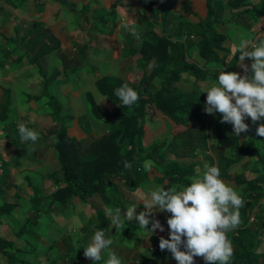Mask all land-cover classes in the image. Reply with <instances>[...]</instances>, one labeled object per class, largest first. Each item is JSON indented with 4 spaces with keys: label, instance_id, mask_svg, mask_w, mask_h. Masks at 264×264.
<instances>
[{
    "label": "crops",
    "instance_id": "0c3cea01",
    "mask_svg": "<svg viewBox=\"0 0 264 264\" xmlns=\"http://www.w3.org/2000/svg\"><path fill=\"white\" fill-rule=\"evenodd\" d=\"M1 1L4 3H0V23L5 21L6 25L9 26V29H7L6 32H2L0 29V111L3 105L7 107L5 109L4 119L0 118V120L4 121L7 125L11 121V118L28 122L32 120L40 121L43 117L50 115L54 116L56 120L58 117H61L63 120L61 114L63 112L64 104L67 103L71 109L70 113L72 114L67 115V118L76 120V122L78 120V126L81 120H85L86 118L89 120L90 131L82 128L84 133H86L85 137L92 132L96 135L101 133L91 127V118L93 119L94 117L91 115L87 94L95 89L94 81L98 76L116 75L110 74V72L109 74H103V71H101L102 69L100 70L99 66H101L100 64L106 65V63L110 61L109 56L113 59L120 60L126 56L125 58H131V60L126 61L127 67L125 69L128 70L132 63H134L133 71L139 72L140 70L137 68L138 57L136 54L128 53L127 45L130 43L129 37L133 36L135 39V46L139 47L140 42L143 41L147 35L145 33H143L144 35H140L139 32V34L137 32V34L126 32L120 35L118 30L121 28L122 22L125 21V17L123 15L121 16V20L118 19V6L121 7V5H108L105 0ZM178 1L179 7L181 8L179 12L185 14V20H179L178 16H176L177 12L172 11L174 15V35L170 37L172 41H174L176 37L180 36L175 34V26L178 28L180 25L179 29H183L180 34L185 32L184 29L186 30V28L189 30V26H192L193 29L199 23L200 19L205 16L207 3L212 9L213 17H215L218 21V31L227 35L223 43L226 51L228 50V43L230 45L237 44V47H239L241 42L245 41L243 35H251V41L255 42L264 40V0H243L236 8L228 6V0H185V7L183 5L181 6L182 0H176L173 9ZM159 2L160 0H136L134 8L138 10L127 13V20H131L133 17L136 24H138V22H142L147 26H150V28L145 31L147 34L151 35L152 28L159 34L160 29L158 28V25L160 23V19L150 10V7L159 5ZM86 4H89L90 6L86 11L87 13L79 15L80 9ZM100 4L104 5L101 9H99ZM112 9L114 11V15L110 14L108 15L106 21L100 22V18H103L102 15H104L106 11L109 12ZM242 10H244V12H241ZM65 13L70 14V16L66 18ZM23 19L30 24L28 27H21L18 25V22ZM47 20H51L52 23L48 24ZM112 20L116 22V25L112 32L106 33L111 28ZM65 25H67V27L63 29ZM77 25H81L82 28L77 27ZM191 33H194V30H191ZM64 35H71V37L66 39ZM82 35H89V37H86L88 41L82 42ZM186 35L187 34L182 35L181 39H186ZM95 41L97 43H95ZM70 44L74 46L80 45L79 48L75 50V56L71 59V62L69 57H64V59L68 60H64L63 67L64 69L76 74L74 81L71 83L64 81L60 85L58 83L57 92L49 94L46 90L47 79L43 78V76L48 75L51 72L59 73L61 71V60L64 56L63 53L65 50L69 52L74 49L71 48ZM46 46L53 48L50 51L41 54L43 50L45 51ZM249 50H251V44L249 45ZM101 56L106 59L101 58ZM189 61H192V59ZM249 61L251 60L245 61L248 66ZM108 65L110 66L109 63ZM238 68L242 69L239 65V61L236 66V69ZM185 74L186 73L181 74V79L177 86L180 87L183 92H188L180 85ZM59 96L62 98H59ZM52 99H55L56 103L60 106L61 110L59 112V116L56 115V107L53 105V102H51ZM102 99L103 98H100L97 101ZM7 113H12V115L8 116ZM29 114H32L33 117H28ZM95 120L102 123L103 127L100 128L101 131H107V126H109L107 122L105 123L97 119ZM33 123H36L37 125L38 122H28L29 125ZM66 127L67 130L70 129L68 126ZM8 136L10 138L17 136V138L15 140L11 139V142H9V139H7ZM19 136L18 129H14L12 127L7 129L3 127V129H0V204L7 201H13L15 194L19 193L20 197L16 200L17 206L13 211L22 207L23 203L29 202L28 205L30 209H32V211L36 209L38 210V213L39 210H43L42 206L46 205L45 200L47 199V196H44L43 203L41 202L38 208H36L31 202L33 195H24L22 194V190L24 187L31 190V185H35L43 190L47 189L38 184L39 180L45 178L47 173L40 170H35L36 172H34V170H32L34 168H31L38 167L42 161L40 158L42 155L40 154V150H37L36 143L42 141L43 139H38L34 144L30 141L26 144V142L18 139ZM43 138L46 139L47 137L44 135ZM81 139L83 140L84 138ZM219 141H221V139H216L215 145L220 146L222 143ZM227 148L230 149L232 146L228 145ZM52 150L53 149L51 148V151ZM222 153L225 154L224 152ZM235 155L229 157L234 158ZM51 156H53V154H51L50 157ZM170 158L171 161H177L179 164L185 166V163L180 161V159H185L184 156L172 155ZM256 158V156H247L245 159L234 161V164H239L236 175L241 174L243 179L246 180L245 182L237 183L233 179H223L225 182H228L229 185L232 186L241 196L252 193L251 200L257 195L259 196L253 205L254 207L250 220L253 219L257 211H261V208L264 213V186H262L263 189H261L260 185L262 184H259L257 181L263 172V168L255 165ZM51 162L56 163V159H51ZM30 174H32V177ZM230 174L231 176H235V174L232 175L231 170ZM154 176L157 175L155 174ZM156 178L152 175L148 181L144 182L137 188L133 190L129 189L128 191H136L140 189V187L145 186L144 184L147 182L153 189L161 188V185L158 184ZM193 178L194 177L190 178L191 181ZM116 184L118 185L119 191H117L118 189H114ZM121 188H127L122 181H115L108 184L106 194L109 200L107 201L102 200L101 197L96 194L88 197L84 202L72 200L70 204H72L71 208L75 212L72 213L68 210V208H65V216L67 219L71 221L74 217L73 214L78 213L81 207V210H84L83 222L77 224L79 225L76 230L77 235L75 237L77 245H74V242L71 239L72 233L67 232L65 236L60 235L57 237L56 242L48 243V253L49 251H52L51 249L53 247H56L59 253L61 251H67V254H71V251L74 250L76 252V256L73 255L74 257L65 258L70 264H106L109 251L114 252L121 259L122 264H141L140 261L143 255L150 256L147 261H144L145 264H155V259L159 255H165V257L161 256L159 258L160 264L162 261L163 264H171L174 260L171 253H162L159 249L155 252L149 251L147 253H143L142 243H140V236L138 234L141 231L150 232V234L152 233L150 229L141 228L138 221L135 223V217H133L131 222L126 221L123 223L121 228L118 230L114 226L112 227L110 217L105 214L106 208L114 209L116 207H120L125 215V209L130 206H136L137 215H139V213L143 210L146 211L140 197H138V200L134 203L131 200L127 201L128 198H126L125 195L124 197L121 195ZM145 198H149L148 195ZM129 202L133 204L130 205ZM46 206L49 207V202ZM52 207L56 210L54 205ZM56 214H58V212ZM56 214H53L55 217L53 220H57L61 226H70L67 225L68 220L64 219L62 215ZM167 214V217H169L170 213ZM59 217L63 220V222H60L61 219ZM33 222H35V220ZM4 223L5 225L0 221L1 226H6V222ZM165 224L166 223H162L163 227H165ZM99 228L105 230L106 236L110 237L113 243L108 249L101 252L100 261H93L92 259L84 256V248L89 246L95 231ZM148 228H151V222L148 225ZM158 230L159 229L156 231ZM29 232L32 231L28 230L26 234ZM131 239L136 240L131 241ZM38 240L42 242V245L38 242L37 246H45V240H43V238L38 236ZM246 245L249 246V242H246ZM153 248L156 249L157 247H151L150 250H153ZM257 251L264 252V236ZM51 254L52 253L48 255L51 256ZM66 255L62 254L60 257ZM261 259L264 264V257H261ZM200 261L202 262L201 264H206L204 259H201ZM175 263L178 264L177 261H175Z\"/></svg>",
    "mask_w": 264,
    "mask_h": 264
},
{
    "label": "trees",
    "instance_id": "16d2710c",
    "mask_svg": "<svg viewBox=\"0 0 264 264\" xmlns=\"http://www.w3.org/2000/svg\"><path fill=\"white\" fill-rule=\"evenodd\" d=\"M241 1L243 0H228L227 4L231 8H236ZM175 2L176 0H160L159 5L150 7L151 12L160 19L159 34L152 28L151 35L145 36L139 47L135 46L134 37H129L127 50L129 54H136L138 57L139 79L130 77L125 81L120 77L104 75L96 81L104 98L95 102L87 95L91 115L109 124V130L104 135L95 139L82 151L80 148L82 139L69 137L67 127L61 117H58V126L54 131L57 141L53 147L57 154L59 171L45 175V178L52 179L55 186L48 193L45 192L46 189L31 185L33 190L31 202L36 208L44 196L49 198V205L68 204L72 200L84 202L95 194L107 201L108 184L122 181L128 189L133 190L148 181L152 175L154 178L157 177L158 184L164 189L172 188L174 185L188 186L191 183L190 178L196 171L195 161L183 166L177 161H171L170 157L172 155L194 157L195 154L204 153L210 147L208 143L210 137L229 141L236 154L232 158L222 152L216 153V166L220 169L222 179H233L237 183L245 182L241 174L231 176V167L234 161L256 156L255 165L263 168L257 180L263 189L264 137L258 136L256 129L264 123V118L256 121L248 137L240 141L239 137L235 136L231 123L220 122L222 114L219 112L208 120V114L204 111L206 100L202 96L177 89L182 73H188L198 80H209L210 85L218 83V75L222 70L228 72L235 70L239 52L236 51L229 61L225 60V56L219 55L218 50L226 51L223 43L227 35L218 31V21L213 17L208 3L205 16L193 28L194 33L186 28L185 32L178 34L180 36L172 41L170 37L174 35L172 11ZM182 5H185V0L181 1ZM89 7V4L82 6L79 15L86 14ZM110 14L114 15L113 9L106 11L102 15L104 19L100 18V22L106 21ZM113 20L110 30L106 33L114 29L116 22ZM165 26L170 29L169 33ZM185 34L186 38L190 39L198 36L199 55L204 59L202 65L188 61V44L185 39H181ZM52 48L46 46L41 54ZM209 62L223 67L221 69L217 66L207 67ZM251 63L252 61H249V69ZM125 83L139 94V100L131 107L122 106L115 95V90ZM51 102L56 107V115L59 116L60 106L55 99ZM6 108L4 105L1 108V119H4ZM250 120L251 118H246L245 123L248 124ZM81 121L79 126L90 131L89 120L86 118ZM161 128L166 130L167 135L159 140L156 131ZM146 160L153 162L151 171H145L143 167ZM125 161L129 162L131 167L125 168ZM155 170L157 176H154ZM114 189L119 191L117 184ZM251 194L241 196L244 200L239 210L241 223L227 233L234 250L229 264H263L261 257H264V252H258L257 249L264 236V213L261 208V211H257L250 220L253 205L259 198L257 195L251 200ZM19 197L17 193L13 201L0 204L1 222L12 213ZM20 230L25 234L28 232L25 224ZM246 242H249V246ZM30 250L32 248L24 249L16 245L13 238L0 236V264H34L25 259L24 252ZM161 256L156 257L155 264H158ZM148 257L150 256L143 255L140 263L145 264L144 261H147Z\"/></svg>",
    "mask_w": 264,
    "mask_h": 264
},
{
    "label": "clouds",
    "instance_id": "9594fccd",
    "mask_svg": "<svg viewBox=\"0 0 264 264\" xmlns=\"http://www.w3.org/2000/svg\"><path fill=\"white\" fill-rule=\"evenodd\" d=\"M251 44V50L249 45ZM239 65L243 75L237 72L222 70L218 83L207 91L204 111L207 114H222L221 123H231L236 137L248 130L246 118L261 121L264 118V40L242 41L239 48ZM251 60L249 66L245 63ZM121 105L131 107L139 100V94L127 83L115 90ZM22 141L38 140L39 133L24 124L19 125ZM256 134L264 137V123H261ZM153 162L144 161L145 171H151ZM125 168L131 164L125 161ZM199 173L200 170L197 169ZM149 199L144 202L146 211L136 214V206L127 207L126 215L120 207L106 208L105 214L110 217L111 225L117 230L133 217L141 228L164 231L163 225L153 216V211L170 213L167 219L169 238H160L159 248L168 250L178 264H194V257H203L206 264H229L233 255V246L227 233L240 225V208L244 204L241 195L221 178L220 169L204 165L199 178L192 179L190 185L150 190ZM151 219V228H148ZM113 243L106 236L104 229H97L91 243L84 248V256L93 261L101 260V252ZM183 248V250H181ZM106 264H122L114 253L108 252Z\"/></svg>",
    "mask_w": 264,
    "mask_h": 264
},
{
    "label": "rangeland",
    "instance_id": "374dc122",
    "mask_svg": "<svg viewBox=\"0 0 264 264\" xmlns=\"http://www.w3.org/2000/svg\"><path fill=\"white\" fill-rule=\"evenodd\" d=\"M132 1H133V3H132ZM105 2H107L108 5H115V4L117 6L121 5V7L118 6V12H119L118 19L121 20V16L123 15L125 17V21L122 22V26L118 30V33L120 35L122 33H126V32H131V33H135V34H137L139 32L140 35L143 33H145L146 35H149L145 32V31H147V29L150 28L149 25L147 26L145 23H142V22H138V24H136L134 22L133 17L131 18V20L130 19L127 20V13H131L132 11L138 10V9L134 8V3L136 2V0H105ZM0 3H4V2H2L0 0ZM123 3H125V4H123ZM103 6H104L103 4H100L99 9H101ZM180 9L181 8L179 7V1H178V3H176V5H175V8L173 9V12L174 11L177 12L176 16H178L179 20H185V14L180 13L179 12ZM65 16H66V18H68L70 16V14L65 13ZM47 23L51 24L52 21L47 20ZM18 25L21 27H28L30 24H28L27 21L25 19H23L22 21L18 22ZM66 27H67V25H65V27L63 29H65ZM74 27H76V26H74ZM77 27L82 28L81 25H77ZM179 28H180V25L178 26V28H177V26H175V29H176L175 34H180L181 30H183V29L180 30ZM0 29L2 32L3 31L6 32L7 29H9V26L6 25L5 21H3V23H0ZM189 30H193L192 26H189ZM155 33H156V31H155ZM64 36L66 39L71 37V35H64ZM87 36L89 37V35H87ZM87 36L82 35V38H81V39H83L82 42L88 41V39L86 38ZM105 36H107V35H105ZM250 36L251 35H243L246 42L248 41V38H250ZM0 41H1V39H0ZM185 41H186V44H188V46H187L188 61L192 59V61L194 63H196V64L200 63L199 65H202L204 63V59L199 55V45L197 43L198 36L195 35L192 39L186 38ZM95 43H97V42L95 41ZM104 43H105V41H104ZM70 46H71V48H74V49L70 50L69 52H67L65 50V52L63 53L64 56H63V59L61 60V63H62L61 71L59 73H57V72L52 73L51 72L50 74L43 76V78L47 79L46 90L49 94L57 92L58 83L60 85L64 81H67L68 83L69 82L71 83L72 81H74V77L76 76V74L71 72V71L64 69V67H63L64 60L65 61L68 60V59H64V57H69V60L71 62V59H73L75 56V50L78 49L80 45L74 46V45L70 44ZM227 46H228L227 51L224 52L223 50H218V53L221 57L225 56L226 61H229V59H231L234 56V54L236 53V51L239 47H237L238 46L237 44L230 45L229 43L227 44ZM3 47H5V46H3ZM10 47H11V45H10ZM125 57L126 56H124L120 60V59H113L109 56L110 61H108L106 63V65L100 64L101 66H99V65L98 66L100 67V70L102 69L101 71H103V74L104 73L109 74V72H110V74L119 76V77L123 78L124 80H128L130 77L131 78L134 77V79H139L140 71L139 72L133 71L134 63H132V65L130 66V68H128V70L125 69L127 67L126 61L131 60V58H125ZM101 58L106 59L103 56H101ZM108 63L110 64V66L108 65ZM214 66L219 67L218 69H221L223 67L221 65H219V66L213 65L212 62H209L207 64V67H214ZM234 72L240 73L241 75L244 74L243 69H239V68L238 69L235 68ZM100 77H102V75L98 76L94 81L95 89L91 91L93 93L88 91L89 93L87 94L95 102H97V100H99L100 98H104V95L101 94V92L99 91V88L97 87V83H96L97 79ZM208 81L209 80L202 81V80L195 79L194 76L186 73L184 76V79H182V82L180 83V85L183 89H185V91H188L190 93H196L199 96H202L204 100H206V97H207L206 91L212 85L216 84V83H214V84L210 85ZM67 82H66V84H67ZM89 82H90V80H89ZM177 89L182 91L181 88L178 86H177ZM63 91H61V92H63ZM60 97L61 96H59V98ZM89 108H90V103H89ZM70 110L71 109L69 108L67 103L64 104L63 112L61 115H62L65 127L68 126L70 128L67 130V135L71 138L74 137V138L80 139V140H81V138H84L82 140V144L80 147L81 150L84 151L87 147H89L91 145V143L95 139L104 135V132H106V131L100 130V128L103 127L102 123L97 122L94 118L93 119L91 118L92 129L97 130L101 133L96 135L94 132H92L91 134H89L88 136L85 137L86 133H84V130L78 126V124H77L78 120L76 122V120H71V119L67 118V115H72L70 113ZM217 113L218 112H216L215 114H208V120H211ZM7 115L10 116V115H12V113H7ZM28 117L32 118L33 115L29 114ZM10 120L11 121L8 123V125L4 121L0 120V129H3V127L6 129L11 128V127L14 129H18L17 127H19L20 124H24L28 128L34 129L35 131H37L39 133L38 139H40V138L43 139L42 141H39L36 143L37 144L36 145L37 150H40V154L42 155L40 157L42 159V161L40 162L38 167H36V168L31 167V168H34L32 170H34V172H36L35 170H40V171L45 172V173H50L52 171H59V162L57 159L56 151L53 147L54 143L57 141V138L55 137L54 132H52V131H55L57 126H58V121L56 120V118L54 116L49 115V116L43 117L42 120H40V121H34L32 119H31L32 121H28V122H38L37 125H36V123L29 125L27 121L23 122V121L15 119V118H11ZM107 127L109 129V126H107ZM71 128H73V129H71ZM156 133L159 136L157 138L159 140H162L167 135L166 130H164L162 128L158 129L156 131ZM44 135L47 137L46 139L43 138ZM16 138H17V136H15L13 138H10L8 136L7 139H9V142H11V139L15 140ZM18 139L19 140L21 139L20 136L18 137ZM215 141H216L215 138L210 137L209 142H208L210 147L204 153H200L198 155L195 154L194 157L189 156V157H185V159H180V161L184 162L185 165L186 164L188 165L189 163H191V161H195L197 166L195 168L196 171H195V174L193 176L194 178H199L202 175L205 164H208L209 166L216 165V163H217L216 162V153L218 151L224 152L228 156H234L235 155L232 148H230V149L227 148L228 145H231L229 141L221 139V141H219L220 143H222V144H220V146L215 145ZM28 143H29V141L26 142V144H28ZM226 145H227V147H226ZM51 148L54 151L53 150L51 151ZM51 154H53V156L50 157ZM54 158L56 159V163L51 162V159L53 160ZM249 164H250V162H249ZM238 167H239V164H237V163H235L232 166V168H231L232 175L233 174L236 175ZM197 169L200 170L199 173L197 172ZM156 172H157V170H155V174H156ZM30 175L32 177V174H30ZM226 183L229 184L228 182H226ZM38 184H40L43 188H47L46 193H48L49 191L52 190L53 187H55L52 179H48V178H42L41 180H39ZM144 185L145 186L140 187V189H138L136 191L134 190L132 192L128 191L129 189H127V188L126 189L121 188V195H122V197H124V195H125V197L128 198L127 201L131 200L133 203L136 200H138V197H140L142 202L146 201L149 199V198H145L148 195V192L150 190H155V189L150 187L148 182ZM174 187L179 189L183 186L174 185ZM22 194H24V195L27 194L29 196H32L33 191H32V189L29 190V189H27V187H24V189L22 190ZM40 196H41V194H40ZM43 201L44 200H42V203H43ZM45 201H46L45 203L47 205V203L49 202V198H47ZM71 202H69L68 204L56 203V205H54L56 210H54V208L52 207L53 205H49V207L46 205H43L42 206L43 210L42 209L39 210L38 213H37L38 210L34 209V211H32V209H30V207L28 205L29 202L28 203L25 202V203H23L22 207H20L18 210L12 211V213L9 216L5 217V219L3 218L4 219L3 224L5 225L4 222H6V226L0 225V236L13 238L15 244L22 246L24 249H26L28 247L32 248V250H30L29 252L25 251L24 255H25V259L27 261H30L34 264H70L69 261H67L65 258L76 256V252L74 250L71 251V254L70 253L67 254L66 253L67 251H65V252L61 251L59 253L57 251L56 247H53L51 249L52 251H49V253H48V246H49L48 243L56 242L57 237H59L60 235L65 236L67 234V232H69V233L71 232L72 233L71 239L73 240L74 245H77L76 240H75V237L77 235L76 230L79 227V225H77V224L83 222L84 210H81L82 209V207H81L78 213L73 214L74 217L70 221L65 216L66 215L65 214V210H66L65 208H68L69 211L74 213L75 211H73L71 208L72 207V204H70ZM133 203L129 202L130 205H132ZM67 205H69V206H67ZM80 205L83 206L82 204H80ZM143 205H144V202H143ZM50 210H52V211H50ZM143 211H145V210H143ZM57 212H58V214L62 215V217L64 219L68 220L67 225H70V226H67V227L61 226L57 220L56 221L53 220V218H55L53 216V214H56ZM58 214H56V215H58ZM153 214H154V218L158 219L161 224L162 223H166V224H165L163 232H160L158 230V231H155V233H153V235H152V234H150V232L141 231L138 234L140 236V238H139L140 243H142L141 245L143 247V253L144 252L147 253L149 251L155 252L157 249L161 250L159 248L160 238L161 237H164L165 239L169 238V228L167 225V219L170 217L171 214L169 215V217H167L168 216L167 212H160V211H155V210L153 211ZM151 219H150V222H151ZM34 220H35V222H33ZM60 222H63V220L61 219ZM74 222H76V223H74ZM136 222L137 221H135V223ZM23 224H25L26 228H28V230H30L32 232L25 234L24 231H21L20 227ZM16 234H18V235H16ZM38 236H40L41 238H43V240H45V246H43V247L37 246L38 242L40 245H42V242H40L38 240ZM131 238H133V237H131ZM134 240H136V239H131V241H134ZM154 246H156L157 248L156 249L153 248V250H150V248L154 247ZM161 252L162 253L163 252L170 253L166 249L163 251L161 250ZM50 253H52L51 256L48 255ZM62 254L63 255L67 254V255L60 257ZM201 259H204V258L200 257V256L194 257V264H201L202 263L200 261ZM170 261H172V260H170ZM175 261L176 260L174 259L171 264H176Z\"/></svg>",
    "mask_w": 264,
    "mask_h": 264
},
{
    "label": "water",
    "instance_id": "95a60500",
    "mask_svg": "<svg viewBox=\"0 0 264 264\" xmlns=\"http://www.w3.org/2000/svg\"><path fill=\"white\" fill-rule=\"evenodd\" d=\"M165 27H166L167 33H169V28L167 26H165ZM254 125H255V122L250 120V122L248 123V126H249L248 130L245 132H241L239 135V139L245 140L248 137L249 132L253 129ZM158 264H160V262Z\"/></svg>",
    "mask_w": 264,
    "mask_h": 264
}]
</instances>
